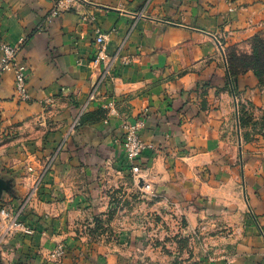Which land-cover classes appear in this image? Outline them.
I'll list each match as a JSON object with an SVG mask.
<instances>
[{
  "label": "crops",
  "instance_id": "crops-1",
  "mask_svg": "<svg viewBox=\"0 0 264 264\" xmlns=\"http://www.w3.org/2000/svg\"><path fill=\"white\" fill-rule=\"evenodd\" d=\"M234 1L239 8L232 14L231 25L254 34L258 28H248V20L264 25V0ZM55 3L0 0V43L26 37L17 61L27 68L31 95L29 102H19L13 72L1 75L0 168L17 179L26 173L21 163L28 165L24 170L31 165H51L43 180L45 201L31 203L34 209L29 207L45 218L39 223L29 213L27 220L34 233L18 232L9 239L10 246L4 250L0 246V256L6 263L43 264L56 241H65L62 264H150L153 259L154 264H170L172 256L161 246H153L148 253L151 260L143 257L148 249L143 244L146 232L132 225L143 217L142 212L159 211L162 202L147 207L138 201L133 207L135 216L129 212L114 218L115 239L80 237L73 226L67 229L66 222L69 216L70 225L79 224L78 217L107 211L110 203L103 199L105 189L112 192L121 185L128 192L134 190L122 144L121 125L127 119H143L140 136L154 146L138 161L142 178L153 191L182 196L185 208L191 202L201 203L197 200L200 194L213 197L229 186L232 178L226 183L218 181L224 169L215 162L211 166L213 153L218 154L223 143L222 104L216 88L205 87V93L201 86L229 80L217 36L223 29L227 4L225 0H91L76 2L48 22ZM83 15L89 19L84 21ZM96 29L110 31L107 53L119 52L120 59L98 98L87 104L99 74V67L92 63L98 48ZM250 73L237 78L238 89L256 84V76ZM109 99L115 100L118 115L107 111L100 119L99 110ZM84 106L88 116L72 128ZM207 166L212 167L210 172H203ZM254 174L248 185L251 215L233 245V254L228 262L203 264H264V169ZM20 179L18 191L23 194L30 176ZM13 204L0 202V214ZM185 212L192 223L201 215ZM52 220L58 226L56 232L43 230L45 222ZM119 223L124 227H118Z\"/></svg>",
  "mask_w": 264,
  "mask_h": 264
},
{
  "label": "rangeland",
  "instance_id": "rangeland-1",
  "mask_svg": "<svg viewBox=\"0 0 264 264\" xmlns=\"http://www.w3.org/2000/svg\"><path fill=\"white\" fill-rule=\"evenodd\" d=\"M225 3L227 4V12L224 15L225 22L223 29L219 31L217 36L219 41H221L219 42V49L228 67L227 55L229 53L238 55L251 54L254 50L256 38L264 40V25L254 22L253 18H251L248 20V28L249 26L253 29L254 26L258 28L254 34L251 35L250 31L244 33L237 30L235 26L231 25L230 20L233 12L238 10L239 5L234 0H225ZM247 72H251V75L253 73L250 70ZM216 81H219V79ZM210 82L202 83V90L206 93L208 90L205 87H211L212 90L216 88L215 94L220 104H222L224 118L223 131L220 137L223 143L220 144V149L217 148L218 154L213 153L214 157L211 166L215 162V164L221 166L222 170L224 169L223 178L219 177L218 181L226 183L232 178L228 182L229 186L221 193L213 195V197L207 194H200L197 200L201 199V203L191 202L184 208L182 202H180V200H183L182 196L174 198L166 192L153 191V189L149 192L143 191L139 182L142 178L140 177L138 181V179L133 177L131 178V184L135 188L131 192H128L121 185L112 192L109 189L104 190L107 191V195H104L103 199L108 200L110 203L108 209H106L107 211L102 213L94 211L85 218L78 217L79 224L73 223L71 225L67 214L66 226L68 230L69 226H73V231L77 235L89 237V240L97 237L115 239V226L111 224L114 218L129 212L130 215L135 216L133 207L138 201H144L147 207L156 202H162L164 206H160L159 211H144L142 212L143 217L137 221L136 225L135 221H132L134 227L138 226L146 232L147 238L143 239V244L148 249H144L142 253L145 259L148 257L151 260L152 255L148 253L156 245L161 246L165 254H171L170 264H203L205 261L216 262L223 259L228 262L233 254L232 249L235 241L240 238L246 227V218L251 215L252 208L249 204L248 191L250 179L255 175L254 171H257L258 175L259 171L264 169V86L260 85L257 79L255 85H246L245 89H243V85H240L238 89L237 78L234 80L230 75L229 80L221 81L220 85H213ZM47 101L50 102V100ZM19 102L24 101L19 100ZM153 147L151 145L150 148ZM19 166L26 173H21V177L17 179L6 168H0L1 177L12 179L11 190L3 194L0 202L6 205L14 203L7 212L0 214V246L3 250L11 245L9 239L18 233H6L8 219L14 217L15 213L20 211L24 204L25 207L21 211L20 218L26 220L25 222H28L27 219L30 214L34 215V218L39 223L45 218L44 214L30 212L29 207L35 201L37 204L45 201L41 197L44 189L43 180L51 165L47 164L42 167L31 165L27 170H24L28 166L27 164L21 163ZM211 168L207 166L208 170L203 172H210ZM15 176L17 177V175ZM28 176H30L29 188L25 193L20 194L18 191V187L21 185L20 178L23 180L24 177ZM131 184L129 183L127 187H130ZM9 194L13 199L9 198ZM180 195L183 194L180 193ZM51 198L53 199L54 196H51ZM91 198V195L87 196L88 200H91ZM193 208L201 215H196L192 223L191 221L189 222L185 211H188V213L190 211L196 212ZM129 222L131 221L129 220ZM117 226L124 227L120 223ZM55 227L56 224L52 220L45 222L43 230H52L51 233H54L56 232ZM128 227L130 226L128 225ZM128 232L130 234V231ZM60 242L65 244V241H56L57 244ZM128 242L130 243V237H128ZM49 253L46 254L45 264L63 263V259L60 262L50 260ZM154 261L155 259L150 264H154ZM21 262L17 260L13 261V263L8 261L6 263L0 256V264H21ZM156 262L159 263L158 261Z\"/></svg>",
  "mask_w": 264,
  "mask_h": 264
},
{
  "label": "built area",
  "instance_id": "built-area-1",
  "mask_svg": "<svg viewBox=\"0 0 264 264\" xmlns=\"http://www.w3.org/2000/svg\"><path fill=\"white\" fill-rule=\"evenodd\" d=\"M91 0H56L55 5L47 15L46 20L51 22L54 17L59 16L63 11L71 8L76 2H89ZM94 19V17H91ZM84 21L88 20L87 15H83ZM110 39V31H102L96 29L95 42L98 46L97 53L92 63L99 67V74L93 84L91 91L87 98V104L93 102L98 98L102 86L111 77V72L120 59L119 52L114 55L107 53V45ZM25 44V37H21L16 43L1 42L0 43V76L4 72L11 71L14 74L15 82V96L24 102L31 99L27 83V68L25 65L17 61V56ZM108 111L109 115H118V109L114 99L107 100L102 106ZM85 106L80 110L79 115L75 119L72 128L80 125V119L84 113ZM143 119L136 121L124 120L122 122L123 138L122 144L126 155L128 168L130 169L135 179L142 178V168L139 164V158L143 152L151 147L140 136V130L144 127ZM143 179V178H142ZM144 181V180H143ZM140 182V181H139ZM143 191L149 192L152 190L151 184L144 181L141 185ZM25 204L16 212L14 217L8 219L7 232H21L25 235H32L34 228L27 222L20 218L21 211L24 209ZM66 247L64 243H58L49 253V258L52 261L60 262L65 257Z\"/></svg>",
  "mask_w": 264,
  "mask_h": 264
},
{
  "label": "trees",
  "instance_id": "trees-1",
  "mask_svg": "<svg viewBox=\"0 0 264 264\" xmlns=\"http://www.w3.org/2000/svg\"><path fill=\"white\" fill-rule=\"evenodd\" d=\"M253 49L254 50L251 54L238 55L236 53H229L227 55L229 75L235 80L240 74L246 73L250 70L253 71L254 75L257 77L259 84L264 86V40L256 38ZM99 111L101 114L100 119L105 117L107 110L102 108ZM87 114L89 113L84 112L82 114L80 125L88 116ZM97 119H99V117H97ZM28 224L33 227V225H31L30 223Z\"/></svg>",
  "mask_w": 264,
  "mask_h": 264
},
{
  "label": "water",
  "instance_id": "water-1",
  "mask_svg": "<svg viewBox=\"0 0 264 264\" xmlns=\"http://www.w3.org/2000/svg\"><path fill=\"white\" fill-rule=\"evenodd\" d=\"M143 182H144L143 179H141L140 185H142ZM11 188H12V179L0 176V199L2 198L3 194L7 191H10Z\"/></svg>",
  "mask_w": 264,
  "mask_h": 264
}]
</instances>
